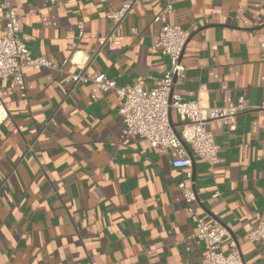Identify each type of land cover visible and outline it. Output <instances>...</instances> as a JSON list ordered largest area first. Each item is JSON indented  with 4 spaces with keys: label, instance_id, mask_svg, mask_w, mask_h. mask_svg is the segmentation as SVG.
Instances as JSON below:
<instances>
[{
    "label": "crops",
    "instance_id": "crops-1",
    "mask_svg": "<svg viewBox=\"0 0 264 264\" xmlns=\"http://www.w3.org/2000/svg\"><path fill=\"white\" fill-rule=\"evenodd\" d=\"M127 1L11 0L31 55L56 68H24V89L0 79V264H204L179 182L245 263L264 264V239L246 237L264 221V0H171V14H161L169 0H135L116 30L121 46L91 60L113 29L108 15ZM167 22L190 31L175 91L247 106L231 125L211 123L221 158L212 170L193 155L190 168H174L169 153L121 137L116 93L66 81L104 72L117 86L156 87L169 60L152 45ZM3 28L0 17V37ZM219 250L229 251L228 237Z\"/></svg>",
    "mask_w": 264,
    "mask_h": 264
},
{
    "label": "built area",
    "instance_id": "built-area-1",
    "mask_svg": "<svg viewBox=\"0 0 264 264\" xmlns=\"http://www.w3.org/2000/svg\"><path fill=\"white\" fill-rule=\"evenodd\" d=\"M134 3L135 0H129L118 11L108 15L114 22L113 29L98 41L97 48L91 53V60L104 47L121 46L122 37L116 34V30L121 28L123 19L133 13ZM173 12L172 1L169 0L161 10V14ZM0 17L4 20V33L0 37V79H12L20 89H24V68L55 69L56 65L44 56L31 55L19 36V21L11 0L0 2ZM189 32L169 22L160 28L152 48L168 58L169 66L159 84L151 89H145L142 82L117 86L116 82L108 78L104 72L98 73L92 79L85 76L83 72H78L68 75L66 81L77 83L90 80L101 91L113 90L116 93L120 100L118 113L123 123L121 137L139 136L161 153H169L171 165L174 168L191 167V157L182 145L184 142L191 154L204 162L208 170H212L221 158L218 154L219 145L210 129L211 123L219 127L231 125L235 117L246 110L247 106L242 98L225 106H209L201 103L199 99L187 100L175 91V86L183 82L186 75V66L181 60V55ZM262 56L264 58V45ZM68 61L64 59L62 64ZM81 68H84V65ZM2 102L3 93L0 89V104ZM261 107L264 109V101ZM169 111L177 116L179 129L171 125ZM187 176L190 178L191 173L187 172ZM177 186L194 225L191 237L196 244L204 248L202 262L204 264H247L229 230L218 222L205 220L201 216L199 208L195 206L198 199L192 186L183 182H179ZM218 196V191L212 195L213 198ZM224 237L229 238V251L226 253L219 250V244ZM246 237L251 241L264 239V221H260L246 234Z\"/></svg>",
    "mask_w": 264,
    "mask_h": 264
},
{
    "label": "water",
    "instance_id": "water-1",
    "mask_svg": "<svg viewBox=\"0 0 264 264\" xmlns=\"http://www.w3.org/2000/svg\"><path fill=\"white\" fill-rule=\"evenodd\" d=\"M169 120H170L171 125L174 127V124L172 123V119H171V111H169ZM175 132H176V130H175ZM182 145L185 147L187 153L189 154V156L192 159V154H191V151H190L189 147L184 142H182Z\"/></svg>",
    "mask_w": 264,
    "mask_h": 264
}]
</instances>
